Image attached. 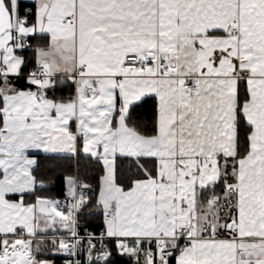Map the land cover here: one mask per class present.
<instances>
[{
    "label": "snow or ice",
    "instance_id": "snow-or-ice-1",
    "mask_svg": "<svg viewBox=\"0 0 264 264\" xmlns=\"http://www.w3.org/2000/svg\"><path fill=\"white\" fill-rule=\"evenodd\" d=\"M60 254L264 264V0H0V264Z\"/></svg>",
    "mask_w": 264,
    "mask_h": 264
},
{
    "label": "trees",
    "instance_id": "trees-1",
    "mask_svg": "<svg viewBox=\"0 0 264 264\" xmlns=\"http://www.w3.org/2000/svg\"><path fill=\"white\" fill-rule=\"evenodd\" d=\"M58 95L60 93H57ZM39 162L42 166V171L45 173H51L58 170H69L75 171L77 167V162L74 160H56L48 161L44 160L41 157H38ZM79 168L82 176H87L89 179L94 178L96 174V166L87 160L81 158L79 161ZM57 182L54 185H51L53 192H59L61 188L60 178L56 177ZM80 223L82 224V230L87 228L89 230H98L99 228V217L97 214L92 212H84L80 217ZM55 261V264H63V261L57 257H51ZM121 264H126V261H121Z\"/></svg>",
    "mask_w": 264,
    "mask_h": 264
},
{
    "label": "built area",
    "instance_id": "built-area-1",
    "mask_svg": "<svg viewBox=\"0 0 264 264\" xmlns=\"http://www.w3.org/2000/svg\"><path fill=\"white\" fill-rule=\"evenodd\" d=\"M80 225H81V230H82V224L80 223ZM54 257L60 258L63 261V264H65V261L68 259L67 257L63 256L62 254L56 255Z\"/></svg>",
    "mask_w": 264,
    "mask_h": 264
}]
</instances>
